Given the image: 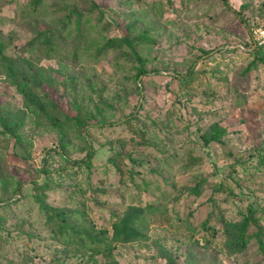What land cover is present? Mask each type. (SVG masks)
<instances>
[{
    "label": "rangeland",
    "instance_id": "1",
    "mask_svg": "<svg viewBox=\"0 0 264 264\" xmlns=\"http://www.w3.org/2000/svg\"><path fill=\"white\" fill-rule=\"evenodd\" d=\"M29 1L0 0V112L25 110L19 142L0 124V264H167L161 249L178 264H264L255 240L230 252L222 224L252 205L263 210L264 229V62L241 74L263 0H227L246 25L222 0H48L35 13ZM93 4L102 21L98 9L88 12ZM72 7L85 15L83 41L61 29L60 50L37 58L29 49L37 29H57ZM105 36L133 39L148 74L135 78V59L118 48L99 54ZM25 63L48 79L45 90L62 111L90 125L81 136L65 126L64 155L52 149L61 134L25 107L7 74ZM137 105L135 118L124 120ZM100 119L107 125L94 124ZM212 121L226 128L224 144L204 146L197 134ZM91 147L89 171L73 161ZM17 178L49 181L51 218L35 199L41 190L26 184L14 191ZM203 178L222 179L224 191L193 193ZM130 207L147 210L144 238L115 243L111 261L93 254L86 235L109 239ZM207 215L213 228L205 230Z\"/></svg>",
    "mask_w": 264,
    "mask_h": 264
},
{
    "label": "trees",
    "instance_id": "2",
    "mask_svg": "<svg viewBox=\"0 0 264 264\" xmlns=\"http://www.w3.org/2000/svg\"><path fill=\"white\" fill-rule=\"evenodd\" d=\"M47 1L48 0H30L25 5L27 10L35 13L38 12L44 4H47ZM222 1L227 7H229L230 10L235 12L237 16H241L240 9H234L233 7H231L227 0ZM241 6L244 7L245 5L241 4ZM95 8L98 9L97 20L102 21V19L104 18V13L99 9V6L97 7L93 4L89 8L88 12L93 13ZM263 16L264 10L262 16L258 19L254 26L260 24ZM84 17L85 15L83 13L72 7L69 14L65 15L62 25L57 29L54 30L52 28H38L36 31V35L29 42V49L33 50V48L35 47V54L37 58L43 56L48 57L50 54H55L60 50V46L56 42V38L58 37L57 33L60 32L61 29H68L70 32L75 30L77 35L80 37V40L83 41ZM240 21L244 22L245 25L247 24L244 18L240 17ZM138 38L140 40H147L149 38L148 33H140L138 35ZM81 43L77 45V47H79ZM104 48H118L120 52L133 56L136 61L134 65L135 78L138 79L139 77L148 74L146 69L147 60L137 51L133 39H129L126 36H123L119 39L112 36H105L104 43L98 47V53L101 54ZM244 49L252 55V59L241 71V74L243 76L247 75L252 69L256 68L258 63L264 62V47L254 45L251 37L249 45L247 47H244ZM208 53L209 52H206V54ZM26 64L27 63H25V69L16 67L14 65L7 67V74L12 79V83L16 87L18 93L23 96L25 100V107L31 113H34L38 117H42L43 119H45L51 128L57 130L61 134L58 146L53 147L52 149L60 153V155H64L69 144L64 139L67 134L65 126L70 124L72 125V127L78 128V134L81 136L82 133L86 131V128L90 125L87 121L81 118V115L79 113L70 116L66 112L62 111L58 107L57 102L51 96L50 92L45 90L44 86L51 88L48 83V79H44V77H42L39 72L35 70L33 71ZM193 72L194 69L190 68L187 72V75L180 78L181 82L186 83ZM133 108L134 109L127 115L124 120L129 121L130 119L135 118V112L136 109H138V105L134 106ZM24 113V109H18V111L16 112H0V124L2 126L3 132L8 133L15 139L16 142L20 141L19 128L23 125L25 116ZM94 124L97 126L107 125L102 119L98 120ZM226 133L227 130L224 126H222L218 121H212L202 133L197 134V140L200 141L204 146H207L213 142L224 144L223 137L226 135ZM93 152L94 150L91 147L86 151L83 158L74 160L73 162L77 165L84 164L85 167L90 171ZM110 160L112 162H115V159L113 157H111ZM44 165L45 160L39 173V175H41V178H43L42 176H47V170ZM36 181V178L26 181L17 178L14 181V191L20 194L22 192L23 186L26 184H32V189L41 190L42 193L36 192L35 199L37 200L39 207L42 210L46 211L47 216L51 218V213L49 212V210L52 208L44 201L45 190L49 188V181L45 179L43 183L39 185L36 183ZM204 186L206 188H211L213 192H223L225 188L222 179L211 181L208 178H203L197 184L191 187V191L195 194H198ZM261 210L262 209H259L256 206L249 205L239 220H222L223 234L225 237L224 244L226 245V248L230 250V252H242L247 248L248 244L252 240H255L264 258V229L259 221L263 212V210ZM145 211L147 210L138 207L128 208V210L121 217H117L113 222L112 232L109 239H107L104 235L92 236L90 234H87L86 236L88 237V241L84 242V244L87 245V247L92 251L93 254L102 253L107 259L111 261L113 258L112 251L115 243H129L144 238L145 234L140 230L139 224L145 218ZM56 214L62 216L64 213L57 212ZM209 216L210 215H207L201 222L202 228L205 230L213 228L208 225V221L210 218ZM58 229L60 231L63 230L61 225H58ZM76 233H78V231H76ZM205 245L208 247V242H206ZM159 254L166 260L167 264H178L175 262V259L168 255L169 253H167L165 249H161Z\"/></svg>",
    "mask_w": 264,
    "mask_h": 264
},
{
    "label": "built area",
    "instance_id": "3",
    "mask_svg": "<svg viewBox=\"0 0 264 264\" xmlns=\"http://www.w3.org/2000/svg\"><path fill=\"white\" fill-rule=\"evenodd\" d=\"M251 40L254 45L264 47V16L259 25L252 27Z\"/></svg>",
    "mask_w": 264,
    "mask_h": 264
}]
</instances>
